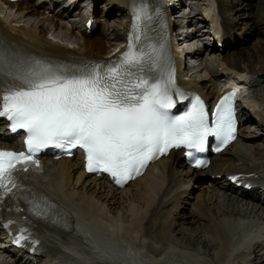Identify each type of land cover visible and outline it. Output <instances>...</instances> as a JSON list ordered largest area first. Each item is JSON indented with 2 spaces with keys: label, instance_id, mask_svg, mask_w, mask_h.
<instances>
[{
  "label": "bare ground",
  "instance_id": "6f19581e",
  "mask_svg": "<svg viewBox=\"0 0 264 264\" xmlns=\"http://www.w3.org/2000/svg\"><path fill=\"white\" fill-rule=\"evenodd\" d=\"M67 1L63 0L62 5L67 6ZM180 1L171 6L170 16L182 9ZM188 1L196 6L197 11H189L185 6L183 9L187 8V13H179L182 19L174 22L177 28L181 23V28H184L179 32L177 42L171 34L176 61L182 60L183 56L194 57L199 63L203 61L200 72L211 73L213 76L209 79L216 81L224 73L231 74L235 70L240 78L248 80L256 96L264 101V78L249 77L264 74V0H216L208 11L204 9V17L200 15L202 22H206L211 12L214 24L220 21L225 34L230 32L225 45L227 50L219 56L223 66L221 72L214 68L216 59L213 54L218 49L209 44L211 40H207L206 29L197 23L198 6L192 0ZM3 3L0 7L6 9L0 12L3 16L0 18V37L12 40L22 48L51 54L53 49L68 52L66 47L46 37L47 33L55 37L60 33L66 37L64 43L67 47H75L76 51L89 57H103L111 50L114 53L122 48L114 41L126 38L124 34L115 36V40L105 37L111 46L105 50L107 41L95 37L96 34L88 36L84 32L67 30L62 18L57 21L59 26L53 20L47 22L48 25L40 21L33 27L12 26L11 18L3 14L6 10L36 11L37 7L29 4L28 0ZM131 4L132 0H105L99 7H102L101 13L106 14L115 8L116 15L127 16L131 20L128 15L132 12ZM260 20L263 24L258 25ZM168 22L171 28L170 17ZM238 23L243 25L239 31L236 29ZM16 25H19L17 21ZM118 25L125 29V24ZM106 31L113 32L106 26L102 29L103 36ZM252 34L257 35L252 46L240 48L245 44L241 41ZM72 38L79 42L71 41ZM207 51L212 52L211 57H204ZM192 75L182 81L183 84L202 90L207 97L213 93L218 95L219 86L215 82L203 81L206 79L204 74L202 78H193ZM260 119L263 120L264 115ZM259 126L261 130L264 124ZM258 130L248 124L242 126L236 141L225 152L213 156L207 170L187 168L178 152H170L167 158L159 160L124 189L113 188L104 179L86 174L75 158L47 160L48 166L42 174L28 175L31 187L48 194L65 212L73 213L74 218L79 219L77 227H71L67 233H70V238H77L80 233L82 236L73 244L69 238L59 239L53 235L45 236V241L53 246L58 242L67 245L68 252L58 247L53 251L59 256L58 260L76 264L81 262L72 254L80 252L85 237L90 239L93 235L99 254L94 250L93 253L85 251L89 264H122L125 261L130 264H264V236L254 240L257 236L249 235L252 227L264 229V144L257 138ZM223 168L254 173L256 176L252 182L258 186L242 192L228 185L224 179L216 181L211 178L217 173L224 174ZM84 229L87 230L85 233ZM0 252H7L2 243ZM2 264L25 262L9 259Z\"/></svg>",
  "mask_w": 264,
  "mask_h": 264
},
{
  "label": "snow or ice",
  "instance_id": "6c2138e0",
  "mask_svg": "<svg viewBox=\"0 0 264 264\" xmlns=\"http://www.w3.org/2000/svg\"><path fill=\"white\" fill-rule=\"evenodd\" d=\"M131 11L127 48L113 61L36 58L0 37V118L12 132L23 130L27 146V153L0 149V200L11 197L38 219L63 221L43 194L13 175L17 166L39 169L35 157L49 147L82 150L89 173H107L123 186L171 148L187 149L200 167L205 161L193 150L203 153L209 137L221 145L235 139L236 91L221 98L211 122L199 97L183 115L171 114L174 97H186L165 44L145 31L152 16L144 0H132Z\"/></svg>",
  "mask_w": 264,
  "mask_h": 264
},
{
  "label": "rangeland",
  "instance_id": "374dc122",
  "mask_svg": "<svg viewBox=\"0 0 264 264\" xmlns=\"http://www.w3.org/2000/svg\"><path fill=\"white\" fill-rule=\"evenodd\" d=\"M196 5H199V6H201V8H202V4L201 3H204V0H192ZM254 2H256L257 0H253ZM171 2H173L172 3V5L174 4V3H176V2H178V0H172ZM180 2H182V3H180V5L179 6H181L180 8H182V9H180V11H179V13L181 14V10L182 11H186L187 10V8H188V10L189 11H191V9H195V11H197V8H196V6L195 5H193V4H190V1H188V0H184V1H180ZM29 4H31V3H29ZM46 4H48V3H46ZM103 4V3H102ZM32 5V4H31ZM58 4H55L54 5V7H56ZM187 7L186 9H183V7ZM102 8V7H101ZM57 9V8H56ZM56 9H54V11H52V12H50V14H53L54 13V15H52V16H47V17H44L45 15H46V12L43 10V9H40V10H38V9H36V11H32V10H29V11H22V10H20V11H15V10H6L5 11V13H3V14H5V15H7L8 17H10L11 18V20L14 22H11L10 24L12 25V26H24V25H28V26H34V25H36L38 22H40V21H43L44 23H42V24H47L48 25V23L47 22H49V21H54V23H56V25L58 24L57 22H55V20L57 21V20H59L58 19V16H57V14H55V12H56ZM176 9H178V6H176ZM4 11V9L3 8H1L0 7V12H3ZM44 12V13H41V12ZM25 12H27V13H25ZM99 14H100V12H98ZM179 13H174L175 15H176V21L178 20V19H182L179 15ZM184 14H186L187 12H183ZM183 14V15H184ZM200 15L201 14H199V12H198V14H197V16L199 17V19H197V23H199V24H203V22H202V19H201V17H200ZM7 16H6V18H7ZM110 16H113V13L110 15ZM55 17V18H54ZM53 18V19H52ZM57 18V19H56ZM46 19H47V21H46ZM16 21L18 22V24L19 25H16ZM243 23V22H242ZM104 24V25H103ZM257 24L258 25H261V24H263V21L262 20H260V21H258L257 22ZM99 25H100V27L98 28V31L96 32V35H94L95 37H97V38H101V40H103V41H107L106 39H105V37L104 36H101L100 35V33H101V31H102V29L103 28H105L106 29V26H108V25H106L105 23H103V21L101 22H99ZM191 26V25H190ZM243 25L241 24V23H238V24H236V29H238V31H239V28H241ZM203 28H205V26L203 27ZM206 29V28H205ZM75 33H78V30H75ZM106 33H107V31H106ZM56 35V34H55ZM46 37H48V38H54V39H52V40H55V41H58V42H62V41H60V40H57V39H66V37H64V36H62L60 33H58L57 35H56V37L55 36H53L52 34H50V33H47V36ZM257 38V35L256 34H252L250 37L248 36L247 38H245V39H243L244 41H241L244 45H242L240 48H242V47H244L245 45H247V46H252V44L254 43V41H255V39ZM71 41H76V42H79V40L78 39H76V38H72L71 39ZM58 42H56V43H58ZM63 43V42H62ZM104 48H105V50H109L110 48H111V46H110V44H109V42L107 41V43H104ZM216 50V49H215ZM223 50H227V47H224L222 50L221 49H219V50H216V53L214 54V56H215V58L214 59H216L215 61V63H214V68L216 69V68H218L219 70L217 71V72H221V65H220V61H219V56H220V54H222V53H224V51ZM206 55V54H205ZM213 58V57H212ZM201 62V61H200ZM196 64H199V62H196ZM200 70H201V67L198 65V66H196V67H194L193 68V70H192V73H193V75H192V77L193 78H200V77H203V74L205 75L206 74V72L205 71H201L200 72ZM252 77L253 78H259V77H261V78H264V74L263 73H261V74H258V76H256V75H252ZM226 78V73H224L222 76H221V79L220 80H218V82L216 83V84H218V83H222L223 82V80ZM252 124H254L253 122H252ZM263 124H264V122H263ZM256 127H259L258 125L256 126ZM262 131V133H260V137H257V138H259V140L261 141V137H264V129H262L261 130ZM257 136H259V134H257ZM263 144H264V141H263V138H262V141H261ZM224 157H227V155L226 156H224ZM190 202V201H189ZM251 202V201H250Z\"/></svg>",
  "mask_w": 264,
  "mask_h": 264
}]
</instances>
